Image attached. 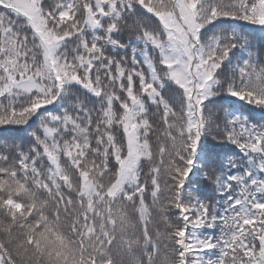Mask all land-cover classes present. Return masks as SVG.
<instances>
[{"label":"snow or ice","instance_id":"obj_1","mask_svg":"<svg viewBox=\"0 0 264 264\" xmlns=\"http://www.w3.org/2000/svg\"><path fill=\"white\" fill-rule=\"evenodd\" d=\"M0 264H264V0H0Z\"/></svg>","mask_w":264,"mask_h":264}]
</instances>
